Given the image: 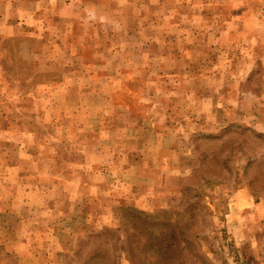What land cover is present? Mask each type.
<instances>
[{
    "label": "rangeland",
    "instance_id": "rangeland-1",
    "mask_svg": "<svg viewBox=\"0 0 264 264\" xmlns=\"http://www.w3.org/2000/svg\"><path fill=\"white\" fill-rule=\"evenodd\" d=\"M85 11L0 33V264H264V0Z\"/></svg>",
    "mask_w": 264,
    "mask_h": 264
},
{
    "label": "crops",
    "instance_id": "crops-1",
    "mask_svg": "<svg viewBox=\"0 0 264 264\" xmlns=\"http://www.w3.org/2000/svg\"><path fill=\"white\" fill-rule=\"evenodd\" d=\"M69 8H74L76 13H67ZM89 8L90 0H0L2 41L15 36H24L26 39H40L43 44L47 43L59 23L62 24L64 21L70 26L71 21L79 18V15L82 17L83 11L88 9L89 13ZM71 28L72 32L73 26ZM55 43L58 46H69L67 41ZM44 55L42 59L38 58L46 60L48 57Z\"/></svg>",
    "mask_w": 264,
    "mask_h": 264
}]
</instances>
